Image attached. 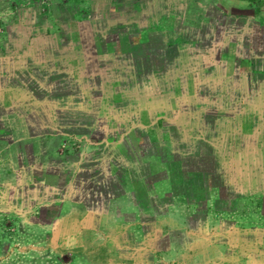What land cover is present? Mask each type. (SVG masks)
<instances>
[{
    "label": "rangeland",
    "instance_id": "1",
    "mask_svg": "<svg viewBox=\"0 0 264 264\" xmlns=\"http://www.w3.org/2000/svg\"><path fill=\"white\" fill-rule=\"evenodd\" d=\"M0 54V264H264V0H0Z\"/></svg>",
    "mask_w": 264,
    "mask_h": 264
},
{
    "label": "crops",
    "instance_id": "2",
    "mask_svg": "<svg viewBox=\"0 0 264 264\" xmlns=\"http://www.w3.org/2000/svg\"><path fill=\"white\" fill-rule=\"evenodd\" d=\"M221 1V0H220ZM27 12H29V11H27ZM30 13V12H29ZM181 27H183L182 25H181ZM181 27H180V29H181ZM206 26L204 25V28H205ZM190 27H188V28H184L186 31L187 30H189L190 31V29H189ZM200 28V27H199ZM201 31H203V30H201ZM178 32H179V34H180V31L178 30ZM171 33V32H170ZM201 37H203L202 36V33L201 34H199L198 35V38H201ZM10 38L11 39H14V40H17V39H19L20 38V36L16 33L14 36H11L10 35ZM1 54H3V52H1ZM1 54H0V77H2V78H4V77H7V78H9V82H8V84H10V82H15V85H17V86H12V87H10V89L8 90V91H10L11 89H12V95H10L9 96V98L7 99L5 96H3L4 95V93L7 91V90H4V87L2 88V89H0V101H1V103L2 104H0V108H2V111L0 112V113H2L3 115H4V113H5V108H6V104L8 103V102H11L9 105H11L12 106V108H15L16 110H15V114H17L18 113V115L19 114H21V115H23V116H25V111L24 110H26V109H21V104L23 103V102H25V103H29V107L31 108V106H34V105H36L37 104V102H39L40 100L38 99V97L36 96V95H34L32 92H34V90H35V88H33V89H31V87H27V85L26 84H24V82H22L21 80H19L18 78H15V75H14V73H10V70H9V72H7L6 70H2V67L3 66H1V64H4L5 62H7L8 63V61L10 60V58L8 59V57L7 58H5V56L3 55V56H1ZM26 60V59H25ZM12 69V68H11ZM184 69V68H183ZM11 72H13V69L11 70ZM1 88V87H0ZM3 90V91H2ZM25 92L26 93V98L27 99H22V92ZM11 98V99H10ZM35 100V102L34 103H32V101H34ZM7 100H8V102H7ZM6 105V106H5ZM30 108H27V109H30ZM3 115H1V116H3ZM0 116V140H3V139H5L6 138V134H11V133H13V131L16 129L15 127V125H12V120H9L8 121V119H7V117H1ZM6 118V119H5ZM15 121V120H14ZM91 122V121H90ZM15 123V122H14ZM63 123V125H64V129H67L68 128V123L66 122V121H63L62 122ZM61 123V124H62ZM61 124H60V122H55L53 125L55 126V125H58L57 127L58 128H55L56 130L57 129H59L60 130V128H62V126H61ZM86 126H88V123L86 124Z\"/></svg>",
    "mask_w": 264,
    "mask_h": 264
},
{
    "label": "trees",
    "instance_id": "3",
    "mask_svg": "<svg viewBox=\"0 0 264 264\" xmlns=\"http://www.w3.org/2000/svg\"><path fill=\"white\" fill-rule=\"evenodd\" d=\"M174 80H176V77L174 78ZM165 81H167V82H169V79L167 78ZM177 87V86H176ZM123 95H124V93L122 92L121 93V97L117 94L116 96H114V95H112V98H114V100H119V99H121L122 97H123ZM34 100V99H33ZM35 102V100L34 101H32V103H34ZM147 104V103H146ZM21 109H27V108H30L29 107V103H25V102H23L22 104H21ZM32 107V106H31ZM158 110H160V108L158 109ZM162 118H164V116L162 117ZM162 118H160V119H162ZM144 133V132H143ZM237 175H239V174H237ZM252 181H253V179H252ZM123 242H125V241H123Z\"/></svg>",
    "mask_w": 264,
    "mask_h": 264
}]
</instances>
